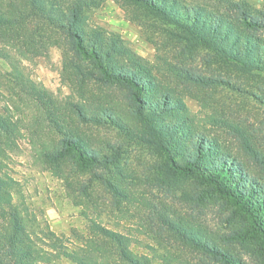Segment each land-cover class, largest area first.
Segmentation results:
<instances>
[{"label":"trees","instance_id":"trees-1","mask_svg":"<svg viewBox=\"0 0 264 264\" xmlns=\"http://www.w3.org/2000/svg\"><path fill=\"white\" fill-rule=\"evenodd\" d=\"M101 1L0 3V58L8 59L10 66L6 90L11 99L34 110L42 127L53 135L39 142L38 156L65 180L88 174V183L98 181L111 195L114 205H118L130 195L121 179L122 145L106 138L92 141L91 128L83 129L111 127L159 154L165 173L197 177L203 183V191L228 202L264 243V185L250 177L236 158L224 155L204 133L195 130L181 100L168 91L153 98L148 96L154 76L143 58L117 34L87 23L84 11L99 6ZM118 1L123 7L136 8L179 29L187 40L203 45L225 61L237 62L247 71L264 69V39L259 33L264 29L262 13L252 12L244 1L218 0L216 8L183 0ZM50 45L61 48L63 67L71 72L79 88L86 81L120 87L128 116L124 118L104 105L90 108L84 102L73 101L65 107L60 105L46 89L24 76L11 56L12 51H17L25 57L24 47L40 51ZM177 74L201 85L229 84L223 78H210L183 68H178ZM19 133L8 108L0 109V155L16 144ZM245 147L250 148L248 144ZM1 160L0 264H49L56 257L67 258L74 264H152L148 256L131 250L130 235L108 228L94 218H88L91 235L86 245L70 247L53 234L39 244L37 239H42L28 230L13 201L16 181L3 170ZM65 166L68 169L64 171ZM88 183H81L80 187V192L87 196ZM161 219L168 229L189 243L219 254L223 264H245L219 250L191 227L165 215Z\"/></svg>","mask_w":264,"mask_h":264},{"label":"rangeland","instance_id":"rangeland-1","mask_svg":"<svg viewBox=\"0 0 264 264\" xmlns=\"http://www.w3.org/2000/svg\"><path fill=\"white\" fill-rule=\"evenodd\" d=\"M6 0H0L1 2ZM216 8L218 0H183ZM244 1L251 11H260L264 0ZM89 26H99L120 36L150 67L154 76L153 98L164 91L181 100L186 117L214 142L220 151L236 158L250 177L264 185V69L245 70L239 63L223 60L201 44L185 38L179 29L164 24L141 10L123 7L118 0H102L84 11ZM173 32V33H172ZM264 39V29L260 32ZM178 35V36H177ZM25 57L12 51L17 68L56 102H84L90 108L109 106L127 117V102L117 85L86 81L81 89L71 72L63 67L60 47L27 50ZM8 59L0 58V109L8 108L20 133L16 144L0 155L3 170L16 184L13 201L33 235L47 240L50 234L70 247L86 245L90 238L88 218L131 236L130 248L151 259L152 264H223L219 254L193 245L168 229L161 215L194 229L205 240L245 264H264V243L252 232L243 216L214 193L203 191L197 177L172 176L163 170L162 157L149 147L132 141L111 127L92 130V141L110 139L122 145L120 172L128 199L114 205L111 195L88 174L65 178L52 172L38 156L42 138L53 136L31 108H25L6 90L10 80ZM19 61V62H18ZM229 84H196L177 74L178 68ZM14 104H13V103ZM249 145V150L245 145ZM68 167H64V171ZM63 174V172H61ZM88 183V196L80 192ZM44 238V239H43ZM49 264H74L64 257Z\"/></svg>","mask_w":264,"mask_h":264}]
</instances>
